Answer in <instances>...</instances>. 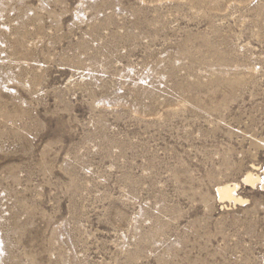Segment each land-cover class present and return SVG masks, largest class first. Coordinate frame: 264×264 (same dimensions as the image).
<instances>
[{
  "label": "rangeland",
  "instance_id": "374dc122",
  "mask_svg": "<svg viewBox=\"0 0 264 264\" xmlns=\"http://www.w3.org/2000/svg\"><path fill=\"white\" fill-rule=\"evenodd\" d=\"M0 264H264V0H0Z\"/></svg>",
  "mask_w": 264,
  "mask_h": 264
},
{
  "label": "bare ground",
  "instance_id": "6f19581e",
  "mask_svg": "<svg viewBox=\"0 0 264 264\" xmlns=\"http://www.w3.org/2000/svg\"><path fill=\"white\" fill-rule=\"evenodd\" d=\"M255 167L250 166L244 175V182L247 185L254 184L258 180V176L255 173ZM237 184L225 183L217 187V193L221 200H228L234 202H240L242 199L237 193Z\"/></svg>",
  "mask_w": 264,
  "mask_h": 264
}]
</instances>
